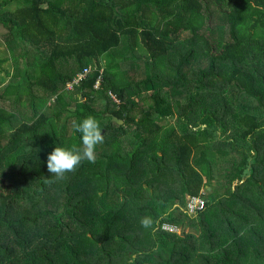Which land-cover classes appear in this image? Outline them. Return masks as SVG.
<instances>
[{"label":"trees","instance_id":"obj_1","mask_svg":"<svg viewBox=\"0 0 264 264\" xmlns=\"http://www.w3.org/2000/svg\"><path fill=\"white\" fill-rule=\"evenodd\" d=\"M13 1L8 51L39 60L0 86V264H264V0ZM88 115L95 162L47 183Z\"/></svg>","mask_w":264,"mask_h":264},{"label":"clouds","instance_id":"obj_2","mask_svg":"<svg viewBox=\"0 0 264 264\" xmlns=\"http://www.w3.org/2000/svg\"><path fill=\"white\" fill-rule=\"evenodd\" d=\"M74 131L80 134V144L70 147L56 146L47 156V170L53 179L47 183L59 182L67 179L68 173H74L83 161L95 162L96 147L104 142L99 121L88 115L74 125ZM141 226L152 228L154 220L151 216L141 218ZM131 264V261L129 262Z\"/></svg>","mask_w":264,"mask_h":264},{"label":"rangeland","instance_id":"obj_3","mask_svg":"<svg viewBox=\"0 0 264 264\" xmlns=\"http://www.w3.org/2000/svg\"><path fill=\"white\" fill-rule=\"evenodd\" d=\"M5 0H0L1 2H4ZM7 1V0H6ZM5 6L1 5L0 6V15L4 14L5 12H9L10 10L15 8V1H13V3H9L8 6H6V4H4ZM24 50L22 49V47L18 46L16 47V49L13 51V53H9L8 48L5 44V29L0 25V61L2 62V64H0V79L3 78L2 82L0 81V86L2 83H5L6 81H9V79L15 81L16 78H18L16 75L12 76L14 74H16L18 70H22L25 67V63H29V65L31 66L33 64L34 60H39L38 56L36 55V53L34 54L32 52V50L30 48H26L25 49V54L24 56H19V54H21V51ZM124 66V65H122ZM135 67V66H134ZM88 69V68H87ZM136 70V69H134ZM138 75H140V72L138 71H134L133 74H131V77L134 79L138 78ZM10 80V81H11ZM144 95H148L145 92L143 93ZM137 99V98H136ZM139 105H141L142 107H145V104L140 100L138 102ZM0 105L2 107H5L7 110L12 109V107L14 106L13 103L4 98L0 101ZM137 108L138 106H135L131 111L132 114H137ZM46 112H51V110H46ZM63 118H60V123H63L62 120ZM65 123H67V127H70L71 125V119L67 118L65 119ZM128 148V147H126Z\"/></svg>","mask_w":264,"mask_h":264},{"label":"built area","instance_id":"obj_4","mask_svg":"<svg viewBox=\"0 0 264 264\" xmlns=\"http://www.w3.org/2000/svg\"><path fill=\"white\" fill-rule=\"evenodd\" d=\"M89 71V68L83 69L82 72L77 73L73 79L67 83V88L71 89L73 86H75ZM115 101V99H114ZM204 196V197H203ZM205 195L202 191L198 195H191L188 196L185 205H184V212H186L188 215H194L198 212H201L205 208ZM155 230H159L161 232H166L169 234H177L180 235L182 233V228L174 223H170L167 221H159L155 224Z\"/></svg>","mask_w":264,"mask_h":264},{"label":"crops","instance_id":"obj_5","mask_svg":"<svg viewBox=\"0 0 264 264\" xmlns=\"http://www.w3.org/2000/svg\"><path fill=\"white\" fill-rule=\"evenodd\" d=\"M204 189H205L204 195H208V198H212V195H214V194H216L214 196H217L218 192H219V190L217 189V186L214 183H212V185H205ZM170 223H172V222H170ZM174 224H176V223H174ZM176 225H178V224H176ZM178 226H180V225H178ZM180 227L182 228V226H180ZM182 230H184L185 232L190 231L188 228H182Z\"/></svg>","mask_w":264,"mask_h":264},{"label":"water","instance_id":"obj_6","mask_svg":"<svg viewBox=\"0 0 264 264\" xmlns=\"http://www.w3.org/2000/svg\"><path fill=\"white\" fill-rule=\"evenodd\" d=\"M111 119H112L113 121L119 123V124H122V121H121V120H117V119H115V118H111Z\"/></svg>","mask_w":264,"mask_h":264}]
</instances>
